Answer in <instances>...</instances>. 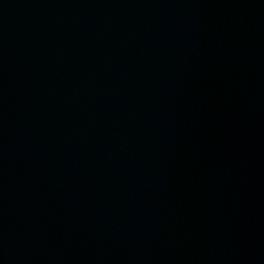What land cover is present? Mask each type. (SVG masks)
<instances>
[{
	"label": "water",
	"instance_id": "1",
	"mask_svg": "<svg viewBox=\"0 0 264 264\" xmlns=\"http://www.w3.org/2000/svg\"><path fill=\"white\" fill-rule=\"evenodd\" d=\"M0 264H264V0H0Z\"/></svg>",
	"mask_w": 264,
	"mask_h": 264
}]
</instances>
